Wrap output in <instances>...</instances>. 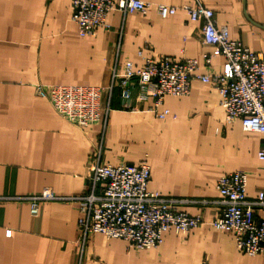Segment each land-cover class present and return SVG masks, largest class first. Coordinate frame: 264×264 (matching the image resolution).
Wrapping results in <instances>:
<instances>
[{
	"label": "crops",
	"instance_id": "1",
	"mask_svg": "<svg viewBox=\"0 0 264 264\" xmlns=\"http://www.w3.org/2000/svg\"><path fill=\"white\" fill-rule=\"evenodd\" d=\"M181 6L196 0H144ZM213 11L216 25L252 51L264 50V0H197ZM71 0H0V197L53 192L78 194L86 189V166L92 149L112 166L138 164L149 168L147 189L161 196L186 199L180 209L200 215L203 223L184 234L169 229L161 243L135 249L102 233L82 238L77 202L45 201L37 215L27 202L0 200V264H264V254L249 256L236 247L231 231L210 225L221 205L217 179L246 172V198L264 193V136L246 131L240 121H224L216 89L192 78L185 96L165 95L156 110L154 98L131 81L115 84L102 107L99 124L80 129L64 120L40 84L107 87L112 70L121 74L126 62L139 68L145 57L197 58L199 74L220 72L223 57L209 65L213 52L203 43L201 23L178 10L162 18L152 7L146 13L110 11L105 25L81 34L71 20ZM264 219V206L255 209Z\"/></svg>",
	"mask_w": 264,
	"mask_h": 264
},
{
	"label": "built area",
	"instance_id": "2",
	"mask_svg": "<svg viewBox=\"0 0 264 264\" xmlns=\"http://www.w3.org/2000/svg\"><path fill=\"white\" fill-rule=\"evenodd\" d=\"M152 7L162 18L182 10L190 21H199L203 43L213 48L202 59L209 65L220 54L224 59L221 71L199 74L197 58L176 61L168 56L145 57L139 52L142 65L134 69L128 61L121 74L114 67L107 87L36 83L35 93L47 98L54 111L72 125L86 129L99 124L103 132L108 110L102 107V96L105 92L109 98L115 84L122 87L135 80L145 97L154 98V112L163 118L168 110H156L162 98L187 95L191 79L196 78L216 89L226 123L239 120L244 130L264 136V50L252 51L230 38L226 26L216 25L213 11L201 2L173 6L144 0H71V20L81 34H91L98 26L105 25L110 11L146 13ZM100 146L89 154L85 191L72 195L48 191L0 197V200L27 202L31 215H37L41 202H77L80 210L77 225L83 239L89 234L102 233L107 238L123 239L129 247L138 250L158 246L169 229L184 234L203 223L200 215L180 209L186 199L161 196L147 189L150 168L145 161L105 164L100 160ZM257 158L264 160V148L258 150ZM246 184L247 175L242 170L227 172L217 179L215 190L219 200L216 202L221 207L210 225L231 231L238 250L255 256L264 254V219L254 217L255 209L264 206V193L248 200Z\"/></svg>",
	"mask_w": 264,
	"mask_h": 264
}]
</instances>
